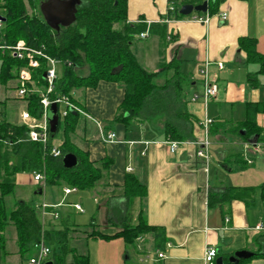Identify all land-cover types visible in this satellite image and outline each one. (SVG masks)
<instances>
[{
	"label": "crops",
	"instance_id": "obj_1",
	"mask_svg": "<svg viewBox=\"0 0 264 264\" xmlns=\"http://www.w3.org/2000/svg\"><path fill=\"white\" fill-rule=\"evenodd\" d=\"M157 2L159 6L154 0H145L134 11L133 0H128V22L150 24L163 20L169 2ZM222 13L227 14L225 21L220 17ZM165 23L166 40L154 28L152 32L148 31L146 38H142L143 44L133 42L132 50L145 70L158 73L159 85H164L172 74L165 71L162 64L176 58L185 81H189L193 86L191 90L199 92V95L203 93L200 70L209 64V80L218 86L215 97L207 102L202 96L192 101L188 99L182 83L185 100L178 104V109L187 113L190 120L191 117L195 120L193 137L182 141L172 152L168 143L172 139L167 138L165 133L164 115L136 117L128 125L115 121L125 90L117 82L101 80L94 88L73 91L74 98L80 101L78 107L89 117L80 113L71 138L75 146L89 155L91 161L111 159L102 179L92 189H76L70 193L64 191L71 188L69 186H53L58 189L53 197V192L47 188L51 185L36 181L33 172H20L15 176V191L8 197L16 195L18 185L27 188L36 185L32 194L41 196V202L18 201H25L37 208L43 229L51 232L53 239L57 232L67 228L68 242L79 232L75 213L86 212L84 198H92L98 208L102 206L105 211L104 224L111 231L93 228L91 232L84 233L89 238L101 241L97 259L88 252L91 264H208L205 261L208 246L218 250L214 264L220 258L225 264L226 258L230 260L240 250L253 253L244 264H264V229L255 228L259 223L264 224L262 190L256 189L245 198L227 197L222 202L209 203V192L212 190L220 192L226 187H258L264 184L252 181L230 183L228 178V174L232 175L236 170L256 166L264 150V111L255 113L252 123L246 119L248 103L264 104V73L258 74V84L251 86L248 74L259 72L260 64L248 63L247 53L239 44L240 38H255L257 51L264 56V0H223L217 11L209 14L206 23L194 22L190 20V15L183 19H167ZM219 63L223 68H219ZM178 98L180 100L181 97ZM206 118L214 119L216 125L222 122L215 136H211L207 128L211 142V160L208 164L197 156L196 144L205 136L202 123ZM182 120L180 123L185 130V117ZM98 124L106 134L115 132L116 139L104 141ZM246 124L256 128L247 138L244 136L247 130L243 127ZM255 143L261 144L259 151L254 150ZM250 158L253 162L243 166L241 161ZM213 160L227 175L212 167ZM257 168L264 171L263 163ZM130 173L135 174L146 187V196L142 199L128 200L124 195L125 180ZM215 178H219L220 183L216 184ZM43 204L49 207L44 208ZM75 204H80L83 211L76 209ZM56 211L59 212L57 218L54 217ZM93 219L91 224L94 227ZM141 219L162 230L164 238L160 239L161 246L155 244L153 233L142 235L138 243L131 244L136 246L132 256L128 250L129 243L124 238L106 240L89 236L94 231L112 235L125 226L137 225ZM2 235L5 243L0 245V264H30L29 260L36 256L37 249L31 256H26L27 253L22 255L18 231L12 222L2 231ZM158 249L164 252L163 258H158ZM69 251L72 257L69 259L66 255L67 264H73L74 252L86 255L75 249ZM146 257V261H143ZM47 261L53 262L51 258Z\"/></svg>",
	"mask_w": 264,
	"mask_h": 264
},
{
	"label": "trees",
	"instance_id": "obj_2",
	"mask_svg": "<svg viewBox=\"0 0 264 264\" xmlns=\"http://www.w3.org/2000/svg\"><path fill=\"white\" fill-rule=\"evenodd\" d=\"M31 5L34 0H28ZM205 0H169L171 2L165 18L159 22L130 23L128 22V0H82L76 14V21L60 29L51 28L45 21L40 9L30 14L27 9V0H0V45L14 46L24 40L27 46L41 50L52 58L61 61L58 76L54 81L51 99L57 96H66L78 106V100L73 96L75 89L94 88L101 80L117 82L123 86L125 97L115 121L128 123L136 117H151L164 115L166 117V137L179 142L193 137V117L178 109L183 102L184 75L179 70V61L174 58L168 64H162L165 71H171V77L164 85L157 83V74L145 70L139 63L132 45L136 35L157 28L160 36L167 38V19H183L187 16L180 13L184 4L199 5ZM223 0H209L207 13L217 11ZM241 49L247 53L248 63H259L257 73L249 72L248 81L251 86L258 84V74L264 73V56L257 51L255 38H240ZM28 66L27 59L14 56L8 47L0 48V84H6L11 79H17L20 69ZM48 68L46 60H41V66L32 69V78L38 87H46L44 72ZM86 69V71H84ZM32 86V85H31ZM29 85V87H31ZM182 89H181V88ZM181 93V95H180ZM178 97H181L180 100ZM28 112L40 120L42 116L41 96L38 92L27 95ZM264 111L263 103H248L246 119L248 123L255 121V113ZM80 113H68L64 120V140L59 149L64 155L67 152L75 153L79 164L75 168L66 169L62 163V156H54L51 149L54 139L60 128V120L55 133H50L47 145L41 142L28 140L30 128L25 123L14 124L0 120V245L5 243L2 231L13 223L18 231L20 252L25 255L41 240H47L51 247L49 259L53 264H67L68 230L56 233L53 239L51 232L43 229L37 208L25 201H18L16 206L8 210L6 198L15 191V176L20 172H37L44 175V182L51 186L66 185L78 190L94 188L102 179L103 174L111 164L110 158L100 161H91L86 152L80 150L72 142V134L76 131ZM185 117L186 129L182 128ZM190 123L189 130L187 126ZM217 122H221L218 120ZM215 120L209 125V134L215 136L219 126ZM247 130L245 138L255 130L252 126L243 125ZM240 129V128H239ZM238 131V130H236ZM239 157H242L239 154ZM247 166L246 160L241 161ZM264 194V184L258 186ZM256 187H226L220 192H209V203L222 202L227 197L245 198L251 195ZM124 195L128 200L146 196V187L138 177L130 173L124 185ZM264 198V195H263ZM153 233L155 244L161 246L160 239L164 233L158 227L150 226L142 219L135 226H125L115 234H106L94 231L89 236L94 238L112 239L124 238L129 244H135L139 236ZM52 245L60 250L55 253ZM55 248V249H56ZM257 255V253L255 254ZM259 255V254H258ZM225 264H244L247 259H240L231 263L226 258ZM73 264H91L88 255L74 252Z\"/></svg>",
	"mask_w": 264,
	"mask_h": 264
},
{
	"label": "built area",
	"instance_id": "obj_3",
	"mask_svg": "<svg viewBox=\"0 0 264 264\" xmlns=\"http://www.w3.org/2000/svg\"><path fill=\"white\" fill-rule=\"evenodd\" d=\"M209 1V0H207ZM222 20L227 19V14L222 13L220 15ZM209 19V14L207 15H200L199 13H192L190 15V20L194 22H204L206 23ZM2 26V23L0 22V28ZM149 35L148 31L142 32L140 34L141 38H146ZM8 47L12 50V53L14 56H17L20 59H27L28 60V66L20 69L19 75H18V91L17 94L20 97L26 98L27 95L31 92H38L41 96V104H42V116L41 119L38 120L35 117H33L28 111L22 112V120L23 123L29 126L30 131L28 133V140L41 142L44 145L48 144L49 137H50V123H49V109L53 103H56L58 105V113L59 118L65 117L68 115V113H83L86 116L89 117L88 114H86L84 111L81 110L75 103H73L68 97L66 96H57L54 99L50 98V94L53 92L54 89V81L58 76V68L61 66V61L57 60L55 58H52L48 54L42 52L41 50H37L34 48H31L27 46L24 40H20L16 45L14 46H4L0 45V48ZM46 60L48 63V68L44 72L46 76L44 77L47 86L46 87H38L35 85L34 80L32 78V69L38 68L41 66V60ZM209 64H206V66L200 70L203 78V93L202 95H199L198 93H194L192 96V101H197L201 96L207 102L210 98L215 97L218 93V86L209 80L208 77V70L207 66ZM219 68H223L222 63H219ZM29 85L31 87H29ZM61 105L63 106V109H61ZM213 122V119L206 118L203 121V127L205 128V136L199 140L196 141L197 144V156L202 158L203 160L208 162L211 160V153H210V145L211 142L208 138V130L207 128L209 125ZM99 125V124H98ZM101 128L102 138L106 142L114 141L117 137L116 133L113 131L108 132L107 134L104 133L101 125H99ZM168 143L170 144L171 151H175L178 145L181 143L176 140H168ZM261 144H253V148L255 151L260 150ZM51 153L54 156H62L63 154L59 147L57 145H54L51 149ZM248 163H252L253 159H246ZM34 179L39 182H44V175L41 173L34 172ZM76 190V188H66L64 189L65 193H70L72 191ZM76 209L83 211V208L80 204L74 205ZM43 207H49L47 204H43ZM54 217H59V212H54ZM229 219L227 218V221ZM257 230H263L264 224L259 223L255 227ZM37 254L36 256L32 257L29 260L30 264H44L47 262L50 254H51V247L46 243L45 240H41L36 245ZM158 258H163L164 252L160 249L157 250ZM218 255V250L213 246H208L205 251V261L208 264H214L215 259ZM147 257L143 259V261H146Z\"/></svg>",
	"mask_w": 264,
	"mask_h": 264
},
{
	"label": "rangeland",
	"instance_id": "obj_4",
	"mask_svg": "<svg viewBox=\"0 0 264 264\" xmlns=\"http://www.w3.org/2000/svg\"><path fill=\"white\" fill-rule=\"evenodd\" d=\"M35 5H31L29 1L27 0V9L30 14L35 13L37 9H40V4L44 0H34ZM145 0H133V9L136 11L138 7L141 6ZM148 1V0H146ZM156 1V5L158 4L157 0H154V3ZM169 2V0H168ZM171 2H169V6ZM159 6V5H157ZM144 39L138 37L134 38V44H143ZM10 49V48H9ZM11 50V49H10ZM185 91L187 90V97L188 99H192V96L194 94L193 86L189 81L183 82ZM190 88V94L188 96V90ZM18 91V80L17 79H11L6 84H0V120H6L10 121L14 124H22V112L28 111V100L26 98L20 97L17 94ZM198 92V91H197ZM199 93V92H198ZM184 95V94H183ZM190 97V98H189ZM199 100V99H198ZM61 109H63V106L61 105ZM64 140V120L61 118L60 120V128L56 135V138L54 139L53 143L54 145H61ZM211 150V148H210ZM212 152V151H211ZM263 155V156H261ZM261 157V158H260ZM264 150L259 156L258 162L256 166H248L245 170H236L232 175L228 174L229 182L230 183H245L244 181H252L253 183L262 184L264 182V171L259 170L257 167L262 166V163L264 165ZM212 167L216 168L215 170L218 172H222V175H227L224 169H222L215 160L212 162ZM220 176L219 178H221ZM219 178H215L214 181L216 184L220 183ZM37 188V186H32L31 188L23 187V186H17V193L15 196L8 197L7 199V207L9 209L12 208L14 203L18 200H27L32 201L33 203L41 202L42 197L37 194H32L34 190ZM49 191H52V196L55 197L54 191H57L56 187L48 186L47 187ZM259 189L258 187H256ZM81 191V190H80ZM50 196V194L48 195ZM84 198V197H83ZM84 207L86 212L85 213H75V218L77 225L79 227V232L75 234L74 237H71L68 242V249H75L78 252L85 253L88 255V252L92 253L93 258L97 259L98 256H100V249H99V241L100 239H93L87 237L84 235L85 232H91L93 228H96L97 230L107 232L111 231V228H107L104 224L105 221V211L103 208H98L96 203L93 202L92 198L87 199V197L84 198ZM102 205V203L100 204ZM92 217L94 218V227L91 224ZM131 221V220H130ZM131 224L133 222H130ZM129 223V224H130ZM89 235V234H88ZM141 237V236H139ZM141 239H137L139 241ZM138 243V242H136ZM49 244V242L47 243ZM50 245V244H49ZM56 245H52V249L55 250V253H60L59 249H55ZM136 248V246L128 244V250L131 252V255L133 256V251ZM36 249H32L29 252H27L26 256H31L35 253ZM68 258L71 259L72 253L69 251L67 254ZM132 259V258H131Z\"/></svg>",
	"mask_w": 264,
	"mask_h": 264
},
{
	"label": "water",
	"instance_id": "obj_5",
	"mask_svg": "<svg viewBox=\"0 0 264 264\" xmlns=\"http://www.w3.org/2000/svg\"><path fill=\"white\" fill-rule=\"evenodd\" d=\"M82 0H44L40 4V11L46 23L53 29H60L67 27L76 21V14L78 7L81 5ZM209 10V2L205 0L199 5L184 4L180 13L189 16L193 12L207 13ZM46 74H44V77ZM49 123L52 133L57 131L59 124L58 105L53 103L49 109ZM63 166L66 169H72L78 166L79 158L73 152H67L62 157ZM253 256V253L248 250H240L230 257L231 263H236L240 259H248ZM44 264H53L52 261H47ZM217 264H224L222 258L217 260Z\"/></svg>",
	"mask_w": 264,
	"mask_h": 264
}]
</instances>
